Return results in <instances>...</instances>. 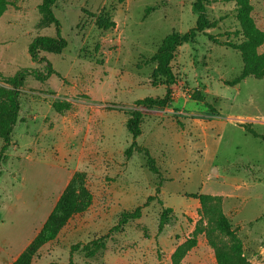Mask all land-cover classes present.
Segmentation results:
<instances>
[{
    "label": "rangeland",
    "instance_id": "obj_1",
    "mask_svg": "<svg viewBox=\"0 0 264 264\" xmlns=\"http://www.w3.org/2000/svg\"><path fill=\"white\" fill-rule=\"evenodd\" d=\"M40 1L11 0L15 6L0 17L1 74L11 75L19 68L44 72V63L33 62L27 52L35 36L55 35L53 25L36 27ZM206 1L208 18L217 25L176 48L170 62L172 102L164 107L136 105L135 100L165 94V86L154 83L156 64L150 58L168 33L182 34L195 25L194 0L56 2L54 14L67 46L61 54L40 53L58 75L44 82L30 75L22 87V121L16 124L5 157L0 155V242L5 238L14 245L30 239L73 172L82 170L92 194L90 206L72 216L54 240L40 247L32 264L66 263L70 247L78 243L90 248L74 251V264H171L158 243L162 206L157 200L143 207L139 221H130L119 232L101 238L124 209L131 210L156 195L158 178L147 169L145 156L124 155L132 140L125 119L133 109L143 113L138 145L148 149L163 176L177 178L172 186L178 192L204 191L212 183L210 178L222 179L241 167L250 169L247 161L264 169V140L241 129L248 123L264 134V78L249 76L236 85L226 84L242 67L240 54L222 43L242 40L235 3ZM250 2L255 24L264 31V0ZM103 12L114 21L113 28L103 30L96 25ZM263 51L264 43L258 48ZM196 96L203 101L195 100ZM61 101L69 103V109L57 113L52 103ZM190 111L196 118L205 114L220 120L206 129L205 141L186 122ZM153 124L159 135L151 132ZM205 143L208 148L204 149ZM167 199L176 208L191 201L174 193ZM253 207L249 200L244 212ZM169 218L167 225L174 224L172 212ZM199 219L197 210L193 218L181 220L186 225L195 220L196 225ZM249 230L237 235L246 257L260 260L259 246L264 245L247 241ZM206 258L209 264L212 257L206 254Z\"/></svg>",
    "mask_w": 264,
    "mask_h": 264
},
{
    "label": "trees",
    "instance_id": "obj_2",
    "mask_svg": "<svg viewBox=\"0 0 264 264\" xmlns=\"http://www.w3.org/2000/svg\"><path fill=\"white\" fill-rule=\"evenodd\" d=\"M57 1L41 0L37 5L39 19L36 22V27L43 29L53 25L55 27V35L35 36L27 47V52L33 62L44 63V72L36 69L19 68L11 75L0 73L1 158L5 157L4 153L12 145L15 125L18 121H22L19 116L20 97L26 78L32 75L35 80L44 82L51 75H58L48 59L40 56L41 52L61 54L67 46L66 39L60 33V22L54 14V7ZM118 1L122 2L124 0ZM226 1H233L235 3V19L239 25L242 37V40L238 43L232 41L222 42L232 50L237 51L242 59V67L239 73L226 84L236 85L249 76L262 79L264 78V51L258 52V48L264 43V31L255 24L251 14L253 9L252 4L250 0ZM206 3V0H194L195 25L182 34L176 31L168 33L161 41L156 53L150 58V62L156 64L152 73L154 83L159 82L160 85H164L166 88L165 94L162 97L146 96L137 99L135 100L136 105L164 107L172 102L170 98V86L174 82V74L170 62L174 57L176 48L182 43L192 41L197 34L203 33L205 30L214 28L217 25L216 20L211 21L208 18ZM14 6L11 0H0V17L10 7ZM96 25L103 30H108L114 27V21L109 18L107 12H103L97 16ZM194 99L200 102L203 101L201 96H196ZM52 108L55 112L61 113L69 109V103L64 101L53 102ZM142 118L143 113L140 109H133L128 113L125 127L131 135L132 140L130 145L124 150V155L129 158L132 153L137 152L145 156L147 169L158 178L155 189L156 195L149 196L142 205H138L131 210L122 211L118 216L116 224L101 238H105L113 232H119L127 223L140 218L143 207L149 205L150 201L157 200L158 203H161L157 194L160 191L159 186L162 181V174L148 149L138 145L136 141V138L142 132ZM242 127L246 133L264 140V134L258 133L250 124L243 123ZM189 196L199 201L200 207L198 213H200V219L196 223L192 235L175 247L171 254V264H180L186 253L196 246L197 235L199 233L205 234L208 244L214 251L216 264H250L249 259L244 253L243 241L237 235L236 229L232 227L228 217L223 213L221 198L203 193H194ZM91 200L92 194L86 185L85 172L82 170L73 172L38 232L11 264H32V260L40 247L54 240L72 216L85 212L90 206ZM170 212V208H161L157 225L158 234L168 224ZM203 220H205V225H203ZM80 248L87 251L90 247L81 243L74 244L70 247L68 262H50L49 264H74L71 255Z\"/></svg>",
    "mask_w": 264,
    "mask_h": 264
},
{
    "label": "crops",
    "instance_id": "obj_3",
    "mask_svg": "<svg viewBox=\"0 0 264 264\" xmlns=\"http://www.w3.org/2000/svg\"><path fill=\"white\" fill-rule=\"evenodd\" d=\"M187 114L186 122L190 126V129L195 131L196 135L201 136L204 141L207 137L206 129H212V126L219 125L220 123V120L217 119L218 117H211L210 115L203 114L202 117L196 118L191 111L187 112ZM228 119L229 121H232V119ZM150 128L151 132L154 130L157 135L160 134L156 124L151 125ZM241 129H243L242 126ZM178 135H182V132H179ZM12 139L14 140V138ZM203 148H208V145L205 143ZM247 164L250 169L247 167H239L240 169L234 171L231 170V174L224 176L222 179L210 178L209 180L212 183L204 186V191H199L198 193L220 197L223 213L234 225L233 227L236 229V233L240 235L241 231H246L249 227L250 232L246 236V240L248 238L247 241L250 240L252 244L264 245V169L258 164H252L251 161H247ZM243 170L245 173H242ZM207 171L208 175L211 174V166ZM215 176L218 177L217 174ZM176 181L177 178L173 179L162 175V181L159 186L160 191L158 193V199L161 201V206L164 208H170L171 212L176 217L175 223L172 225H166L162 233H159L158 235V243L164 248L170 261L171 254L175 247L181 244L187 237H190V234L195 228V220L186 225L181 219H183L184 216H191L193 218L196 216L199 208L198 199L190 197V193H181L175 190L172 185ZM164 193H167L166 196H164ZM172 193L190 199L191 201L187 202L182 207L176 208L173 203L167 199L171 197ZM249 200L253 201L254 207L250 211L244 212L243 207ZM143 214L144 209L142 210V215ZM139 219L140 218L136 219V221H139ZM40 227L34 231L30 239H25L24 241L20 240L19 243L14 245L12 244V241L10 242V240L4 238V243L0 242V264H11L25 249ZM170 227L172 228L171 230H169ZM176 232L180 234H174ZM259 248L263 254L262 258L256 260V258L251 255L252 257L249 259L251 264H264V248L262 246H259ZM206 254L212 257V260H209V264H216L215 258H213V249L210 248L202 234L199 233L197 235L196 246L186 253L180 264H206V261H208Z\"/></svg>",
    "mask_w": 264,
    "mask_h": 264
}]
</instances>
